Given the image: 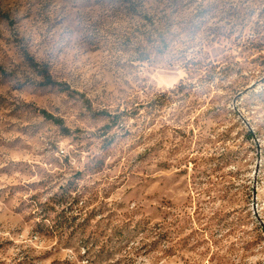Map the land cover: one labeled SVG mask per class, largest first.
<instances>
[{
    "label": "rangeland",
    "instance_id": "1",
    "mask_svg": "<svg viewBox=\"0 0 264 264\" xmlns=\"http://www.w3.org/2000/svg\"><path fill=\"white\" fill-rule=\"evenodd\" d=\"M0 264H264V0H0Z\"/></svg>",
    "mask_w": 264,
    "mask_h": 264
},
{
    "label": "trees",
    "instance_id": "2",
    "mask_svg": "<svg viewBox=\"0 0 264 264\" xmlns=\"http://www.w3.org/2000/svg\"><path fill=\"white\" fill-rule=\"evenodd\" d=\"M48 80H50V79H48ZM44 116H48V115H46V113H44ZM54 122H58L57 120H55ZM56 124H59V123H56Z\"/></svg>",
    "mask_w": 264,
    "mask_h": 264
}]
</instances>
